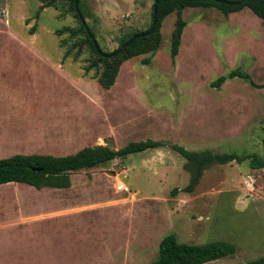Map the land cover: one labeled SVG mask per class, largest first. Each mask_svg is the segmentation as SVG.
Segmentation results:
<instances>
[{
    "label": "rangeland",
    "instance_id": "obj_1",
    "mask_svg": "<svg viewBox=\"0 0 264 264\" xmlns=\"http://www.w3.org/2000/svg\"><path fill=\"white\" fill-rule=\"evenodd\" d=\"M81 1L104 52L152 24L154 0ZM56 4L0 0V158L118 149L146 139L164 145L73 171L67 188L0 184V216L66 217L54 227L41 222L37 232H3L0 264H149L171 232L180 242L234 244L233 254L203 264H245L264 255V167L251 168L247 159L213 163L185 191L192 165L170 146L262 153L264 87L240 77L220 87L211 81L239 68L264 83V19L248 7L227 15L186 7L172 61L173 11L161 21L149 63V53L123 61L105 89L96 78L102 64L85 72L96 55L80 42L78 19L65 0ZM65 29L77 32L71 37Z\"/></svg>",
    "mask_w": 264,
    "mask_h": 264
},
{
    "label": "trees",
    "instance_id": "obj_2",
    "mask_svg": "<svg viewBox=\"0 0 264 264\" xmlns=\"http://www.w3.org/2000/svg\"><path fill=\"white\" fill-rule=\"evenodd\" d=\"M43 1L47 7L57 5V0ZM65 1L68 9L78 19V30L84 34L80 42L86 44L96 55V58L91 61V65L85 67V72L88 71L90 66L96 67L98 71V65L102 64V71H98L96 78L101 87L105 89L110 88L115 82L119 66L123 61L140 54L149 53V57L143 59L144 63H149L150 57L159 48V28L161 21L173 11H176L177 18L170 43L172 61H174L175 55L178 53L183 28L186 25V21L181 16V11L186 7H216L224 15L240 10L242 7H248L255 15L264 19V0H228L240 1L238 4L223 3L218 0H154L151 6V18L153 15V5L155 1L157 3L156 24L153 30L147 34L145 33L151 28L152 24H150L145 30L134 31L128 34L125 39H122L116 49L111 52H104L100 49L97 41L98 47L96 48L94 46L93 38L95 39V34L91 27L86 23L88 32L81 23L76 13L75 0ZM78 7L81 15L85 18L86 13H84L82 8L81 0H78ZM65 30L69 34L71 33V37L75 36L77 32L76 29L75 31ZM31 32H34V27ZM126 42V46L123 47ZM68 54L69 51L66 50L63 58H66ZM234 77H240L256 87H264V83H255L248 72L239 68L231 69L226 74L219 75L211 81V86L220 87L225 80ZM163 145V141L146 139L130 141L118 149H112L106 145L84 146L76 152L66 155L16 153L0 158V184L15 182L28 184L38 189L43 187L67 188L71 184L70 173L73 171L94 167L116 158H123L130 153L140 152L149 148H157ZM170 146L185 157L192 165L191 179L188 185L184 187L185 191H191L198 182L202 170L213 163L224 164L231 161L241 163L247 159L249 160V166L251 168L258 169L264 167V137L262 138V153L260 155L255 152L243 155L234 152H211L209 150L193 152L177 144H171ZM172 192L173 194L176 193L177 188H173ZM234 252V244L226 240H211L206 243L180 242L176 235L171 232L161 237L158 243V254L149 264H203L231 255ZM245 264H264V255L250 259Z\"/></svg>",
    "mask_w": 264,
    "mask_h": 264
},
{
    "label": "crops",
    "instance_id": "obj_3",
    "mask_svg": "<svg viewBox=\"0 0 264 264\" xmlns=\"http://www.w3.org/2000/svg\"><path fill=\"white\" fill-rule=\"evenodd\" d=\"M45 58L46 57L44 56V59ZM45 61L48 63L51 62V60H46V59ZM55 66H59V65L56 64ZM58 68L62 71L61 67H58ZM30 80H33V79L31 78ZM30 80H29L30 83L28 85L29 87L33 89V85L31 84ZM9 90H11V87L9 88ZM19 98H21V96ZM8 183H15V182H8ZM4 184H7V183H4ZM61 210H64V209H61ZM64 218H66L64 217V214L50 213V212L45 213V214H34V215L32 214V216H26L25 214L24 215L21 214V216L18 215L13 218H9L3 215V216H0V236L2 235L3 232L9 229H15L18 233L20 232L23 233L26 227L30 228L29 231L31 232L41 231V227H42L41 222L50 221L52 223V227H54L53 223H57V221H61ZM21 229H24V230L21 231Z\"/></svg>",
    "mask_w": 264,
    "mask_h": 264
},
{
    "label": "water",
    "instance_id": "obj_4",
    "mask_svg": "<svg viewBox=\"0 0 264 264\" xmlns=\"http://www.w3.org/2000/svg\"><path fill=\"white\" fill-rule=\"evenodd\" d=\"M157 1H155L154 5H153L152 25H151V28L147 32H145L146 34L149 33L150 31H152L155 24H156V3H157ZM218 1L223 2V3H230V4H238L240 2V1H228V0H218ZM75 9H76V13H77L81 23L84 25L85 29L89 32L88 27L86 25L85 18L81 15V12L79 10L78 0H75ZM93 44L96 48L98 47L97 42L94 38H93ZM126 44H127V42L124 43L123 47L126 46ZM98 51H100V50H98ZM101 53H102V55H104L103 52H101ZM108 172L113 173V171H108Z\"/></svg>",
    "mask_w": 264,
    "mask_h": 264
}]
</instances>
